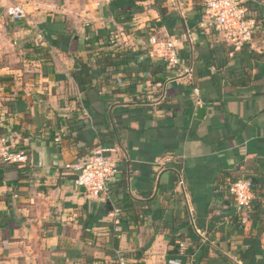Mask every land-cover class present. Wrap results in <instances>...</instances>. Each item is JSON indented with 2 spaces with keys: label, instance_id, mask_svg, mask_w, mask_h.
I'll use <instances>...</instances> for the list:
<instances>
[{
  "label": "crops",
  "instance_id": "crops-1",
  "mask_svg": "<svg viewBox=\"0 0 264 264\" xmlns=\"http://www.w3.org/2000/svg\"><path fill=\"white\" fill-rule=\"evenodd\" d=\"M177 1L170 26H160L149 3L124 25L115 0H0L1 133L27 156L0 165V264H118L115 255L127 264H264V0H252L260 29L251 46L263 57L245 75L237 53L202 19L195 25L193 0ZM15 5L26 10L20 21L8 15ZM157 31L177 40L183 66L161 71L163 84L121 93L125 75L108 79L97 53L149 52ZM60 34L72 38L67 51L53 46ZM90 54L92 85L82 93L72 73ZM108 132L114 140L101 143ZM99 148L120 164L110 190L127 185L118 233L110 191L90 196L65 168ZM238 179L254 183L247 214L229 194ZM257 234L260 254L245 244Z\"/></svg>",
  "mask_w": 264,
  "mask_h": 264
},
{
  "label": "built area",
  "instance_id": "built-area-1",
  "mask_svg": "<svg viewBox=\"0 0 264 264\" xmlns=\"http://www.w3.org/2000/svg\"><path fill=\"white\" fill-rule=\"evenodd\" d=\"M174 5L177 0H171ZM203 11L200 26L211 29L223 43L229 45L234 52H239L245 45L252 46L254 36L260 29L256 12L251 7L252 0H203ZM8 15L14 21H20L26 16V10L21 5H15L8 9ZM110 44H115V38L111 37ZM149 57L153 61L163 62L167 70H176L183 66V61L177 48V40L170 37H162L153 34L149 38ZM186 74H192L193 68H186ZM199 90L195 89L194 94ZM17 93H14L16 96ZM200 104V102H197ZM3 125L0 122V165H25L27 156L23 151H16L10 139L2 132ZM114 151L107 148H99L92 154L80 160L67 164L66 170L72 176V182L76 187L84 188L93 197L109 196L110 187L121 175L119 161L113 156ZM184 187V182L180 181ZM229 194L238 213H250L254 200V183L249 179H238L229 183ZM122 213L115 210L114 231L118 233ZM181 249L184 246L181 244ZM118 264H127L120 255H116Z\"/></svg>",
  "mask_w": 264,
  "mask_h": 264
},
{
  "label": "trees",
  "instance_id": "trees-1",
  "mask_svg": "<svg viewBox=\"0 0 264 264\" xmlns=\"http://www.w3.org/2000/svg\"><path fill=\"white\" fill-rule=\"evenodd\" d=\"M149 3L150 7L155 10L161 21L158 23L160 26L168 25L172 21L171 14L169 12L172 3L169 0H115L113 3V8L115 9V22L118 24L127 25L133 21V18L136 15L142 14L146 10L145 4ZM254 3H251V7L256 12V7ZM194 10L198 14L197 22L202 18L203 11L205 9V4L203 0H193ZM258 20V16H257ZM156 24V22H154ZM184 24V21H182ZM194 25V26H195ZM188 28V25L184 24V29ZM126 29V27H125ZM109 44L111 39V34H109ZM71 37L64 36L63 34L58 35L57 39L53 42V46L56 48H61L63 51H67L71 42ZM100 37H96V40H99ZM63 45V46H62ZM115 45V44H114ZM216 47V46H215ZM231 51V49H229ZM233 51V50H232ZM235 56L239 58L240 64L243 67L242 73L245 75L246 68H249L253 61H259L263 57V54H259L251 49L250 45H245L239 52H236ZM94 54L89 55V60L83 61L80 59L76 60V69L72 73V77L76 82L78 88L82 93L87 92L88 87L92 85L93 79V66L91 63V57ZM140 59H142L140 61ZM136 63V64H135ZM138 63V64H137ZM95 65L97 68L103 70V73L108 74L109 77H113L119 74H124V80L129 82L128 90H120L121 93L129 92L134 85L139 83H145L148 80H151L153 84H163L165 82L166 75L161 73L164 71L166 73L167 65L163 62L153 61L149 57V52H136L131 49H124L121 51L110 50V51H100L96 55ZM143 74V75H142ZM222 78L225 77L224 74L219 73ZM247 75V74H246ZM219 76V77H220ZM216 79L214 77V82ZM189 100V94L186 95V98ZM168 101V100H167ZM71 130H74L77 127V124L69 121L67 125ZM114 132H108L107 134H101L100 140L101 143L109 141V139L114 140ZM127 191V185L125 182H122L115 189L110 190L111 198L110 201L113 202L114 207L118 210H123V202H128V197L124 195ZM121 194L124 195L121 197ZM108 211H113L111 206H108ZM111 244L115 250L118 249V240H111ZM246 245L252 246L256 253L260 254L261 251V242L259 235H255L250 239L245 241ZM113 256L115 255L112 253ZM116 256V255H115Z\"/></svg>",
  "mask_w": 264,
  "mask_h": 264
},
{
  "label": "water",
  "instance_id": "water-1",
  "mask_svg": "<svg viewBox=\"0 0 264 264\" xmlns=\"http://www.w3.org/2000/svg\"><path fill=\"white\" fill-rule=\"evenodd\" d=\"M205 112H206V110H205L204 107H202V106L197 107V110H196V118L197 119H201L204 116ZM110 204L111 203L108 202V205H110Z\"/></svg>",
  "mask_w": 264,
  "mask_h": 264
},
{
  "label": "rangeland",
  "instance_id": "rangeland-1",
  "mask_svg": "<svg viewBox=\"0 0 264 264\" xmlns=\"http://www.w3.org/2000/svg\"><path fill=\"white\" fill-rule=\"evenodd\" d=\"M6 25L9 26V24H7V23H6ZM158 32H159V31H157L156 34H158V36H159L160 38H162L163 35H160Z\"/></svg>",
  "mask_w": 264,
  "mask_h": 264
}]
</instances>
